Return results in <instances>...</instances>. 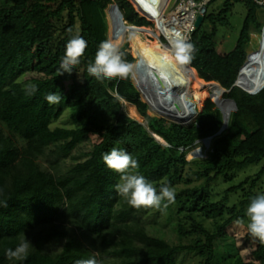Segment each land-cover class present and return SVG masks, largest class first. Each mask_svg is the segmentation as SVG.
I'll use <instances>...</instances> for the list:
<instances>
[{"label": "trees", "instance_id": "1", "mask_svg": "<svg viewBox=\"0 0 264 264\" xmlns=\"http://www.w3.org/2000/svg\"><path fill=\"white\" fill-rule=\"evenodd\" d=\"M219 1H210L193 33L188 66L229 90L223 98L235 108L225 128L216 103L185 124L154 112L133 72L103 81L87 73L105 40L119 46L127 63L139 60L130 35L115 36V21L129 28L155 23L131 0H0V264H76L93 255L100 264H178L188 254L199 264H225L236 255L233 264H264V244L247 227V208L264 185V102L235 86L252 28L264 22V3L224 0L216 9ZM241 1L248 14L235 47L222 54L217 35L230 27ZM64 14L68 22L60 26ZM76 35L87 41L85 55L71 74L60 75L66 44ZM28 74L39 76L33 95L19 80ZM50 93L61 102L49 104ZM65 111L72 126L54 127ZM85 143L90 148L74 155ZM113 148L136 159L157 192L165 184L174 189L175 202L157 214L167 213L177 242L151 230L144 215L152 208H134L118 193L120 175L103 161ZM199 148L204 156L191 157ZM250 167L258 168L246 172ZM236 225L243 234L233 231ZM243 235L253 245L246 258L236 250ZM24 237L31 242L27 258L9 259L7 250Z\"/></svg>", "mask_w": 264, "mask_h": 264}, {"label": "clouds", "instance_id": "2", "mask_svg": "<svg viewBox=\"0 0 264 264\" xmlns=\"http://www.w3.org/2000/svg\"><path fill=\"white\" fill-rule=\"evenodd\" d=\"M71 31V30H69ZM171 59L161 58L160 63H153L159 74L160 80L165 84L174 82V73L183 71L195 58V45L189 42L188 37L177 32L171 41ZM88 47L87 41L81 36L72 37L66 44V50L60 63V69L64 73L71 74L73 69L81 64ZM133 72V65L123 59V54L117 46L108 40L102 41L95 54L94 62L87 66V73L98 81L127 79ZM151 74V73H149ZM25 92L33 95L37 91L35 84L25 85ZM45 99L49 104H59L62 96L56 93L48 94ZM107 168L120 175V183L116 185L118 193L127 199V203L134 208H156L165 210L169 204L175 202V191L167 184L160 187L159 192L138 173L139 163L126 151L113 148L110 153L103 156ZM166 201V202H165ZM248 231L251 236L264 244V194L253 198L247 208ZM31 248V242L22 238L19 245L13 250L8 249L6 255L9 259L24 260ZM76 264H100L95 255L88 259H80Z\"/></svg>", "mask_w": 264, "mask_h": 264}, {"label": "bare ground", "instance_id": "3", "mask_svg": "<svg viewBox=\"0 0 264 264\" xmlns=\"http://www.w3.org/2000/svg\"><path fill=\"white\" fill-rule=\"evenodd\" d=\"M131 1L142 15H145L156 24L159 33L167 37L166 43L162 41H147L141 35L134 37L139 57L133 69V81L136 85L151 96H153L152 93L157 88L159 90L158 94H160L159 99L160 101L162 99L163 102L161 106L176 117L187 119L198 110L208 107L212 102L221 106L225 115L228 116L232 109L223 99L222 88L211 83L210 86H212L213 93H210L206 90L208 86H205V81L199 79L195 70L186 66L183 71L174 73L173 83L165 84L160 80L156 69L149 67L153 63H160L161 58L171 59V41L176 36L178 25L170 19V16L164 14L163 9L154 6L149 0ZM115 13L121 18L117 10ZM174 28L176 29L175 31ZM253 34L256 39L263 41L264 46V26L256 27ZM153 35L154 37L157 36ZM259 46H256L254 54L247 58L237 80L250 94L264 102V47L260 48ZM132 109L137 116H140L134 106H132Z\"/></svg>", "mask_w": 264, "mask_h": 264}, {"label": "rangeland", "instance_id": "4", "mask_svg": "<svg viewBox=\"0 0 264 264\" xmlns=\"http://www.w3.org/2000/svg\"><path fill=\"white\" fill-rule=\"evenodd\" d=\"M223 1L224 0H220L214 7L216 9L219 8ZM248 11H249V6L246 2H243V1L238 2L235 5L234 10L230 15V20H231L230 27H227V28L222 27L220 29V31L217 35V41L219 44V51L222 54H227L229 51H231L235 47L236 42H237L238 37H239V34H240V31H241V28L243 26V22H244L247 14H248ZM67 22H68L67 15L64 14L60 19H58L57 23L60 26H62V25H65ZM231 27H233V28H231ZM253 31H254V29H252V35H253ZM127 33L131 37V43L133 46V51L137 57H138V53H137L136 45L134 43V37L136 35H141L145 40L151 41V42H156V41L164 42L163 39L167 40V37L165 35L159 33V30H158L156 24H155L154 28H152V27L126 28L123 25L122 21H120L119 19H116V21H115V36H121V34L126 35ZM153 34H155L157 36L154 37ZM255 43H257V42H255ZM115 45L118 47L117 44H115ZM248 45H249L248 46V49H249L251 42ZM256 45L257 44H254L253 48H251V52H250L251 56L255 52V46ZM134 65H133V69H134ZM133 75H134V71H133ZM19 80L23 82L24 87H25V85H27L29 83L36 85L38 80H39V76L28 74V75L22 76ZM134 84L136 85L135 82H134ZM136 86L139 87L138 85H136ZM139 89L141 90L143 97L149 102V104H150V106L154 112L159 113L165 117H168L169 119L174 120V121L183 122L185 124H190L196 119L199 112L201 110H203V109L198 110L193 116H191L187 119L183 118V117H181V118L176 117V116L170 114L163 106H161L163 104V102H162V99H161V101L159 99L160 94H158L159 90L157 88L152 93L154 97L149 95L147 92H145L140 87H139ZM206 90H208L210 93H213L212 86H210V85L206 88ZM212 103H215V102H212ZM212 103H210V105ZM129 111L133 116H135L139 120H143L142 116L139 113L138 114L140 116H137L134 113L132 106L129 107ZM53 126L54 127L55 126H72V121H71V118L69 115V111H65L62 114V116L60 117V119H58L57 121L54 122ZM203 141L206 145H208L210 138H207ZM89 148H90V144H88V143L82 144L79 146V148H77L74 151L73 154L81 157ZM197 156H204V149L199 148L198 150L194 151L191 154V157H197ZM68 161L71 162V160H68ZM251 168H252V171H254L258 167H250L246 170V172H248L249 169H251ZM261 192H262V194H264V185L262 187ZM157 212L159 213L158 209L152 208L148 214L144 215L145 221H150V224H152V227H150L152 231H157L156 232L157 234L171 240L172 242H177L178 241V235L176 234L175 230L173 229L172 225L170 224L167 213L157 214ZM241 229H242V227L236 225V227L233 231L236 232L237 234L238 233L243 234ZM242 237H243V239H242ZM242 237H241V239H239L237 241L236 247H238V249L236 248V250L240 253L242 258H246L252 252L253 245L251 243H249L247 241V239L244 238V235ZM56 247L60 248V245H57ZM236 256H234V257L232 256V257L226 259L225 264H233L236 261V258H237ZM178 264H199V263H198V259L195 258L194 255L188 254V255H180Z\"/></svg>", "mask_w": 264, "mask_h": 264}, {"label": "built area", "instance_id": "5", "mask_svg": "<svg viewBox=\"0 0 264 264\" xmlns=\"http://www.w3.org/2000/svg\"><path fill=\"white\" fill-rule=\"evenodd\" d=\"M211 0H170L167 8L164 11V14L170 16V19L173 22H176L177 32L188 37L189 42L193 36V33L198 28L197 20L199 16H205L207 13L208 4ZM260 3H264L263 0H259ZM264 26V22L259 20L252 29L255 30L258 26ZM175 29V28H174ZM176 30V29H175ZM254 32V31H253ZM252 34V31H251ZM251 45L248 50V57L251 55V48L254 44L260 48L263 46V41H259L255 38L254 34L251 35ZM257 42V43H255ZM255 46V49H256ZM247 57V58H248Z\"/></svg>", "mask_w": 264, "mask_h": 264}, {"label": "water", "instance_id": "6", "mask_svg": "<svg viewBox=\"0 0 264 264\" xmlns=\"http://www.w3.org/2000/svg\"><path fill=\"white\" fill-rule=\"evenodd\" d=\"M149 2L150 3H152L154 6H158V7H160L161 9H163L164 11H165V9L167 8V6H168V4H169V2H170V0H149ZM138 10V9H137ZM139 11V10H138ZM139 13H140V11H139ZM144 17H146L145 15H143ZM147 18V17H146ZM148 19V18H147ZM203 20H204V16H199V18H198V20H197V26L199 27L201 24H202V22H203ZM151 21V20H150ZM153 22V21H152ZM126 28H129V27H126ZM133 28H136V27H133ZM174 31H175V29H174ZM124 37H125V35H124ZM124 37H123V41H124ZM122 41V42H123ZM119 47V46H118ZM117 47V48H118ZM247 57H248V54H247V56H246V58H245V60H244V62H243V64L241 65V68H240V71H239V73H238V76L240 75V73H241V70H242V68H243V66L245 65V63H246V61H247ZM190 69H193V70H195L193 67H191V66H188ZM196 71V70H195ZM238 76H237V79H238ZM200 79V78H199ZM213 84H215V85H219L221 88H222V90H223V94L225 93V92H227V91H229L228 89H226V88H224L220 83H216V82H212ZM211 83H208V82H205V86H209ZM240 86V87H242V88H244L242 85H240L239 83H238V80H236V82H235V86ZM248 93H249V91L246 89V88H244ZM250 94V93H249ZM250 95H252V94H250ZM252 96H254V95H252ZM255 97V96H254ZM224 100H225V102L228 104V105H230V107H231V109H234L235 108V106H232L231 104H230V102H229V100L228 99H225L224 98ZM217 104V103H216ZM218 105V104H217ZM219 106V105H218ZM221 109H222V107L221 106H219ZM222 111L224 112V110L222 109ZM231 112V111H230ZM224 116H225V119H226V123H225V125L223 126V128H225L226 127V125H227V121H228V119H229V116H230V113H229V115L228 116H226L225 115V112H224ZM158 137V136H157ZM159 138V137H158ZM160 139V138H159Z\"/></svg>", "mask_w": 264, "mask_h": 264}]
</instances>
